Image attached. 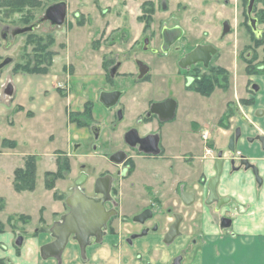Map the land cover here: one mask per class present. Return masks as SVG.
<instances>
[{
  "label": "rangeland",
  "instance_id": "1",
  "mask_svg": "<svg viewBox=\"0 0 264 264\" xmlns=\"http://www.w3.org/2000/svg\"><path fill=\"white\" fill-rule=\"evenodd\" d=\"M54 1L56 0H40V6L31 9L23 8L19 12L10 9L4 13V9L0 10V192L6 197L0 198V217L3 221L7 216L15 220L17 213L13 214V212H17L20 207L28 211L30 215L37 217L39 213L43 212V208L40 207L46 206L50 210L53 200H57L55 195H53L54 199L51 196V191L56 188V182H59L58 188L69 194L70 186L81 171H88L90 174L85 185L86 189H83L86 195L90 194L93 180L101 168L105 169L106 167L104 157L88 160L87 157H73L72 151L69 155L72 156L71 160L68 159V155L61 157L58 155L60 151L67 150L64 138L69 140L75 138L76 141L72 145H76V149L80 146L82 152H78L79 154L96 152L100 148V145H97L95 141L96 137L90 136L86 142L83 141L82 135L87 129L77 125L73 117L77 115L81 119L84 105L93 104V101L98 99L99 91L111 88L102 80L104 73V69L101 68L102 59L104 61L109 55L117 57V60L123 63L120 72H129L130 70L136 72L131 62L134 56H136L135 58L141 56L139 59L150 61L148 52H142L144 36L148 35L149 37L148 32L153 31L154 34L147 43L149 47L157 48L160 43L159 33L164 24L167 26L184 24V21L189 19L192 30L195 31L197 28V35L201 33L202 29H208L218 36L222 20H228L233 31L244 29L241 26L243 22L240 27H238V23L243 19L240 17L244 14L246 0H153V3L152 0H116L115 3L114 0H64L68 5V12L63 26H51L46 21L35 27L32 32L19 31L27 23H35L42 17L47 6ZM145 2L154 5L152 22L148 29H143L144 23L139 21ZM162 3L166 5L165 8H163L164 5L161 7ZM75 10L80 12L78 18L74 17ZM199 13L204 15L200 21L203 26H199L200 23H194ZM206 19L209 24L206 23ZM241 29L238 37L243 39V43L248 42V34ZM48 35V39L53 40V43L47 47L54 51L51 65L47 66L46 72L43 73L23 70L36 65L34 55L38 52L37 38L43 39V44H45L44 38ZM48 39H46V44ZM130 46L134 48L129 49ZM188 47L189 45L186 48ZM157 58L159 57L156 55L153 60L157 62L154 65V74L150 81L152 87L149 90L141 93L137 88H133L135 84L131 83V79L128 78L122 79L119 88L125 95L129 94L131 97L138 95L139 101L173 99L177 103V117L166 127L167 141L172 156H187L189 151L193 152L189 145L194 147L199 142L202 143L200 131L203 126L200 121L215 120L218 114L222 113L226 99L220 90L206 98L186 91L183 76L172 75L170 65L165 60ZM124 65L127 71L123 70ZM100 81H103L102 84H99ZM50 99L52 101H49ZM122 99L123 97L120 102L123 104ZM48 101L55 103L54 108L47 107ZM59 106L64 108V112L58 108ZM31 108L33 112L28 110ZM19 110L20 113H18ZM64 114L67 117L65 119ZM85 120L84 117L82 122ZM192 120L198 121L199 126L190 124ZM128 122L129 120L122 114V117L117 116L114 126H119L121 131L132 124ZM67 123L68 125L71 123L72 126L65 127ZM88 123L91 121L88 120ZM209 127L211 128V126ZM87 134L90 135L89 130H87ZM210 140H212V135ZM121 147L124 146L121 145ZM101 149L106 153L109 149L113 151L116 147L112 143H106ZM194 152L196 151L194 150ZM29 156L34 158L36 173L34 188L20 191L25 193L16 196V193L20 192L12 187L14 177L11 183L8 176L11 179L14 174L13 170L24 168ZM57 157L61 160L66 158L69 161L70 168L65 172V178L52 176L56 172V170L51 171L52 167H55V162L58 167ZM124 167L126 166L122 165V168ZM108 168L114 172L118 166H108ZM72 170L73 175L71 174ZM46 175L48 181H54L51 188L46 186ZM150 177L151 175L141 178L137 182L138 195L148 196V192L143 189V186L148 183H156L164 193L167 191V188L163 186L164 181H151ZM58 191L55 192L57 196ZM5 204L9 208H6ZM155 204H153V210L158 213L159 210ZM45 216L48 219L51 214L48 212ZM57 216L52 215V219ZM5 227H7V223H5ZM132 227H134L132 224L127 225L126 221H122L116 227L117 236L111 237L109 244L116 240L115 237L124 244V238L130 233L127 230ZM180 230L182 233H186L184 229ZM150 235L153 233L151 232ZM190 240L184 246L182 253L176 255L180 259L183 254L193 257L192 251L196 253L198 243H192ZM170 246L172 244L165 245L166 248L160 246V250H149L144 253V257L140 253L139 257L135 256L132 259L131 249H120L116 244V249L114 246L109 247L107 252L103 253V258L98 257L92 264H170L176 257L170 253ZM139 247L142 250L147 249L149 245L146 242ZM168 254H171L170 258L167 256Z\"/></svg>",
  "mask_w": 264,
  "mask_h": 264
},
{
  "label": "flooded vegetation",
  "instance_id": "2",
  "mask_svg": "<svg viewBox=\"0 0 264 264\" xmlns=\"http://www.w3.org/2000/svg\"><path fill=\"white\" fill-rule=\"evenodd\" d=\"M163 5L164 3L162 6ZM249 5L250 0H246L244 3V14L240 17V19H243L240 21V23H238V27H240V24L243 22L241 26H243L244 29H240L244 33L248 34V42L243 43V39L238 37L240 29L233 31L232 25L228 20L221 21V29L219 30V35L217 36L208 29H202L201 33L197 35V28H195V31H193L190 27L191 20L188 19V21H184V24H169L170 26L164 24L161 27L159 33L160 43L158 44L157 48L151 46L149 47L147 43L154 34V32L150 30L148 32L150 34L149 37L148 35L144 36V46L142 48V52H148L150 61L139 59L141 56L139 58H135L136 56H134L131 61L136 70L134 73L120 72V68L123 63L117 60V57L109 55L106 58L104 57L105 60L103 61L102 59L101 62V68L104 69L102 80L106 82L111 88L107 90H101L100 92L116 90L120 91V96L116 104L109 108H105L99 102L100 92L97 99L98 103L105 111L112 113L114 122L117 120V116L122 117V114L124 115L125 109V105L120 102V99L124 97L125 93H123V90L119 88V80L121 78H128L131 79V82L135 85L141 82L150 81L152 78L151 71L154 69V65L157 62L153 61L156 55L159 57L157 58L158 60H165L170 65V71L172 75L183 76V80L185 81L184 89L186 91L201 95L205 98L212 96V93L215 91H221V94H223L226 100L224 101V110L220 114L219 120L217 122V128L227 131L225 145L221 148L215 147V140L213 136L212 140H210L211 135L209 130L201 129L200 131V137L205 148L203 157H201L200 160L203 162L205 168L208 165L207 167L209 169V174H203L201 177H199L197 185L194 187L195 190L187 189L186 184L182 181H177L175 183H170V181L163 182V186L167 188V194H169L171 186V192L173 191L176 195L180 196V199L184 205L186 204L181 198V192L193 193L195 197L194 202L197 195H199L206 206L208 205L209 207L214 208V212L218 214L222 213V216H219L218 220L220 226L222 218H228L232 223V211L234 207H236L233 205L234 203L230 197L220 196L218 193L217 187L222 178L225 166H227L229 169V176H232L234 173L240 171L249 172L253 179L258 183L256 175L253 174V170H255L257 177L260 179V183L258 184H262L263 182L261 166L259 163L264 159L260 160V158H252L247 153L238 150L239 143L244 141V143L249 147L258 145L260 150L264 152V99H260V96L264 94V86L260 83L261 79L264 78V0H253L250 9H248ZM165 7L166 5H164L163 8ZM202 18H204V15L199 13L194 23H200ZM206 23L209 24L207 19ZM199 26H203V23H200ZM175 27H179L181 29L180 37L175 42L170 44L165 51L162 50L163 29H172ZM144 28L145 25L143 29ZM146 29H148V27ZM188 45L189 47L186 48ZM199 46H210L207 49L208 53L202 55V58L206 60H198L190 64H182V59H184L188 53ZM128 48L133 49L134 47L130 46ZM136 51L138 50L136 49ZM211 51L214 52L211 53ZM141 69L144 71L142 76H140ZM209 83L214 85L213 90L209 94L205 95L195 90L196 85H208ZM225 95H227V97H225ZM166 100L172 101L174 103L173 117L169 120L161 121L156 114L151 112L150 107L153 103H159ZM89 107L91 108L90 117H86L87 119L84 121L85 124L82 125L81 128L86 127V129L89 130L91 136L94 137V133L98 131L99 126L97 123H95V121H92L94 119L92 116L94 105L89 104ZM176 117L177 103L173 99L166 98L160 101H151L147 107V110L139 117L138 123L135 124V126L129 128L127 131L130 129H136L138 136L141 138H144L148 135H155L158 153L151 154L139 151L137 147L129 146L124 141L123 136V143L121 145L124 147H119L118 149L112 151V153L105 155L106 167L105 169L101 168V170L98 172L97 177L92 182V190L90 191V194L87 195L96 199L101 198V194L94 193L96 179L105 175H110L112 177L110 200L105 202L104 207L107 211H114V213L109 217L106 223V228L102 229L103 232L101 240L99 242H95V237L91 236L87 239V245L85 248L82 249L74 239V236L71 235L59 259L55 257L44 258L41 253V248L44 245L42 244L39 246L37 259L34 264H42L48 261H50L48 262L49 264H64L63 254L70 245L69 242L71 241L74 247H76V250H74L76 260L73 261V263L71 262V264H92L93 261L91 253L95 252L98 247H100L103 242H105L107 237H109L107 239H110L111 237L117 236L116 227L123 221L122 216L119 215V199L116 185H118L119 181L125 178L127 173H129L132 165L131 162H133L131 158L133 155H143L144 157L151 159H172V162L179 159L180 161L185 162L194 160L197 157L196 154L191 151L187 153V156H172L171 153H168L170 150L165 148L162 139L163 128L166 126V124L168 125L170 122H174ZM88 120L91 121V123H88ZM117 123L119 122L117 121ZM148 124L151 126L146 128L145 125ZM190 124L198 125L197 121H192ZM112 126L115 127L114 123ZM149 144L151 145V143ZM146 146L148 147V145H145V147ZM251 149L252 148H249V150ZM117 151H124L126 153L124 161L119 164L110 161V156ZM262 163H264V161ZM216 164L217 166L221 164L220 174L218 176V184L216 186L217 199H215L213 202H208L210 193L208 187L209 182L211 179L217 176ZM120 165H126V167L119 169L117 168V170L114 172H111L108 168V166L116 167ZM262 170L264 171V169ZM124 172H126V174ZM82 173L86 175V181L84 182L82 189H86L85 185L90 175L88 174V171L79 172L76 175L75 180ZM74 182L70 186V192L66 197L59 196L61 201H63L66 206L65 212L53 219L48 227L45 225L46 223L43 219V212L39 213V220L36 223L37 225L31 228V232H29L26 228L27 225L31 226L30 223L32 222V217L30 215L19 213L16 214L17 216L15 220L11 219L10 216H7L4 222L0 220V251L2 253V256H0V264H15L7 255L8 251L10 248L14 249V255L18 257L28 238L36 239L39 234L45 232L50 236V240L45 244H48L54 240L50 229L54 223L60 221L61 217L69 212V208L65 203V199L72 193ZM144 188L148 193L153 192L149 186H145ZM218 203L220 205H218ZM146 210L150 211L151 216L143 221L133 220L136 216L142 214ZM171 210V206L166 207L163 216L170 213ZM176 214L182 217V223L183 215L178 211H174L169 227L174 222V217ZM156 216L157 214L153 210V203H150L148 206H144L140 211H138L136 215L132 216L130 218V222L132 224L139 225L140 229L139 231L128 233L127 237L124 238V244L127 246H133L134 242L148 237L151 232H159L161 229V221L156 220ZM5 223H7V227H5ZM181 223L179 225V230ZM165 234L166 233H164V235ZM132 235L135 236L131 238ZM115 238L116 241L119 240L117 237ZM115 244L120 247L122 241L119 240ZM114 249H116L115 246ZM175 261H178L180 264V258L178 256L174 257L170 264H174Z\"/></svg>",
  "mask_w": 264,
  "mask_h": 264
},
{
  "label": "crops",
  "instance_id": "3",
  "mask_svg": "<svg viewBox=\"0 0 264 264\" xmlns=\"http://www.w3.org/2000/svg\"><path fill=\"white\" fill-rule=\"evenodd\" d=\"M115 1L116 0H114V3ZM59 2H63L65 4L66 16L62 24L63 26L65 24L67 12H68V5L66 1L56 0L50 5ZM79 13L80 12L75 10L74 17L78 18L80 15ZM122 68L124 71H127L125 65ZM153 70L151 71L152 77L154 74ZM129 72L134 73L131 70ZM119 81L121 82L122 78ZM150 81L138 83L134 85L133 88H137L138 91L143 93L152 87ZM102 82L103 81H100L99 84H102ZM260 83L264 86V78L261 79ZM11 88H12V84H11ZM260 99L261 100L264 99V94L260 96ZM49 101L52 100L50 99ZM49 101L47 107L54 108L55 103ZM151 101H153V99H146L143 101H139L138 95L136 97H131L129 96V94L125 95L122 99V102L125 105L123 116L124 118H127L129 120L128 123H132V124L128 125L126 129L121 131L119 130L120 128L119 126L118 127L112 126L114 123L112 113H108V111H105L103 107L98 103V101H93L94 110H92L93 112L92 116L95 119V123H97V125L99 126L98 131L94 133V137H96L95 141L97 145L98 144L100 145V148L99 149L97 148L98 151L96 152H85L79 154L78 152H82L80 150V146H78V149H76L77 148L76 145H72V143L76 141L75 138L71 140H69L68 138H64L65 143L67 145V150L60 151L58 157L68 155V159L70 158V160L72 159V156L87 157L88 160L89 159L97 160V158H102V157H104L105 159V155L109 152L112 153V150L109 149L105 153L102 152L101 148L106 143H112V145L114 144V147H116V149H118L119 144L121 147V144L123 143L124 134L129 128L135 126V124L138 123L139 117L147 110V107ZM19 105L24 106L20 103ZM58 108L61 109L62 112H64V108H62L61 106H59ZM28 110L32 111L33 109L31 108ZM44 110L46 111V107ZM20 112L21 111L19 110L18 113ZM63 117L64 119L67 118L66 114H64ZM219 117L220 114H218L215 120H209V122L204 120L200 121L201 125L203 126L202 129H208L210 135L213 136L215 140L214 146L217 148H221L225 145L226 134H227V131L217 128V122L219 120ZM168 125L166 124V126L163 128L162 139L165 148L167 150H170V148H168L170 146L167 141L168 134L166 132V127ZM68 126L71 127L72 124L71 123H69V125L68 123L65 124V127ZM145 126L146 128H149L151 125L148 124ZM209 126H211V128ZM185 132L189 134L187 130H185ZM82 136L84 138L83 141L86 142L87 139H90L91 134L88 135L86 130L84 131V135ZM69 137L71 136L69 135ZM80 138L81 136L78 137V141ZM189 147L191 150H193V153L196 154L197 157L194 160L185 161V162L180 161V159L175 160L174 162H172V159L171 160L169 159L164 160L161 158L151 159L148 157H144L143 155H137V156L133 155L131 157L133 162H131L132 165L129 173H127L126 177L121 179L119 181L118 186H116V188L118 189L119 215L122 216V220L126 221L127 225L132 224L130 222V218L132 216L136 215L138 211H140L144 206H148L150 203L153 204L156 203L155 204L156 208H158L159 210L158 213L155 212L157 214L156 220L161 221V229L159 230V232L153 233V235H149L146 238L137 240L136 242H134L133 246L120 244L121 245L120 249H124V250L131 249V251L133 252L131 258L133 259V257L135 256L139 257L140 253L142 254V257H144V253L148 252L149 250H153V249L160 250L159 249L160 246L165 247V245L169 246L172 244V246H170L171 247L170 253L176 256L182 253L184 246L187 245L188 240L191 239L190 242L195 244L196 242L198 243V248L196 249V253H193L192 251L193 257H190L191 255L189 254L188 255L183 254L182 258L180 259V264H186V263L187 264H264V171L262 170L264 169V163H262L264 160L259 163V165L261 166V174L263 178L262 184H258L253 179V177L250 175L249 172L240 171L234 173L232 176H229L228 175L229 169L227 166H225L222 178L217 188L220 196L230 197L234 203L233 205L236 206L232 211L233 218H232V223L230 224L229 227L220 226L218 220H219V216H222V213L218 214L214 212V208L209 207L208 205L206 206L202 198L199 197V195H197L196 200L193 204L184 205L180 199V196L176 195L174 192L171 193V188H172L171 186H170V192L169 194H167V192L164 193L159 187H157L158 184L156 185V183L155 184L148 183L143 186L144 190H145L144 188L145 186H149L153 190L152 193H148L147 197L137 194V190H138L137 182L141 178H147L150 175L151 177L149 180L151 181L162 180L165 182L170 181V183L182 181L186 184L187 189L195 190L194 187L195 185H197V181L199 177H201L203 174L205 175L209 174L208 171L209 169L207 167L208 165L205 168L203 162H201L200 160V158L203 157L205 151L204 143L199 142L197 146L191 147L189 145ZM249 148L252 149L249 150ZM194 150L196 152H194ZM238 150L247 153L252 158H257V159L260 158V160L264 159V152L260 150V147L258 145H253L252 147H249L244 143V141H241L238 145ZM71 151L73 155L70 157L69 155ZM97 155L98 157H96ZM58 157L56 158V160L58 159ZM118 168H122V165L118 166ZM55 170H57L56 162H55V167H52L51 171H55ZM124 173L126 174V172ZM71 174L72 175L74 174L73 170ZM9 177L10 176H8V179L12 183L14 174H12L11 179ZM149 180H144V181H149ZM58 187H59V182H56V188L54 189V191H51L52 198L54 199L53 195H55V198L57 199L56 201L55 199L53 200L51 209L48 210L46 206L40 207L43 208V213H42L43 219L47 227L53 221L52 215H61L66 210L65 204L63 201H61L59 196L66 197L68 194ZM56 191H58L57 192L58 196L55 194ZM22 193L25 192L16 193V196H20ZM4 197L5 195L0 192V198H4ZM169 206H171L172 208L171 212L163 216L165 208ZM5 207L9 208L7 204H5ZM174 211H178L180 214L183 215V221L181 223L180 229H184L186 233H182V231L180 230L178 237H176L172 243L166 244L163 242V236L164 233H166L170 222L172 221V215ZM48 212L51 214V217L46 219L47 215L45 216V214ZM16 213L17 214L24 213L30 215L28 211L24 210L21 207L18 208L17 212H13V214ZM30 216L32 217V222L30 223L31 226L30 225L26 226L29 232H31V228L37 225L36 223L39 220V216L38 217L33 215ZM0 220L4 222L1 219V217ZM132 226L134 227L130 228V230H127L128 232L139 231L140 229L139 225L132 224ZM135 227L138 229H136ZM107 238L105 239V242H103V244L100 247H98V249L95 252L91 253L92 261H95L98 257L103 258L104 255L103 253L107 252V249L109 247L112 248L113 246H115L116 245L115 243L119 241V240L117 241L113 240L114 243L112 241V244H109L110 240ZM49 240H50L49 234L43 232L39 234V236L36 239L28 238L25 245L21 249L18 257L14 255V249L12 248H10L7 255L15 264H34V262H36L37 259L39 246L47 243ZM146 242L148 243L149 247L147 249L141 250L139 245ZM69 244L70 245L67 247V249L63 254L64 264H71V262L73 263V261L76 260L75 251H74L76 250L75 249L76 247H74L73 243H69ZM171 254H168L167 256L170 258ZM0 256H2L1 251H0ZM48 262L42 264H49Z\"/></svg>",
  "mask_w": 264,
  "mask_h": 264
},
{
  "label": "water",
  "instance_id": "4",
  "mask_svg": "<svg viewBox=\"0 0 264 264\" xmlns=\"http://www.w3.org/2000/svg\"><path fill=\"white\" fill-rule=\"evenodd\" d=\"M253 0H250V6ZM249 12V11H248ZM66 16L65 4L63 2L55 3L48 6L42 17H40L35 23L20 29V32H32L35 27H38L41 23L48 21L51 26L62 25ZM226 30V29H225ZM181 35V29L164 28L162 31L163 46L162 50H166L170 44L175 42ZM210 46H199L193 51L188 53L182 64H190L198 60H206L202 58L203 54L208 53L207 49ZM214 51H211L213 53ZM144 65V64H143ZM144 74L143 69L140 70V76ZM120 91H102L99 94V102L105 107L109 108L116 104L119 99ZM151 112L156 114L161 121L169 120L173 117L174 103L172 101H163L159 103H153L150 107ZM124 141L131 147H137L139 151L144 153L157 154L158 147L155 135H148L144 138L138 136L136 129H130L124 134ZM151 143V145L149 144ZM145 145H148V147ZM231 148V147H230ZM126 153L124 151H117L110 156V161L119 164L124 161ZM219 161V160H218ZM221 164L217 166V176L209 182V199L208 202H213L217 199L216 186L218 184V176L220 174ZM253 174L256 175L258 183L260 179L257 177V173L253 170ZM86 181V175L84 173L75 180L72 193L65 199V203L69 208V212L61 217L60 221L53 224L50 231L54 240L48 244H44L41 248V253L44 258L55 257L60 258L62 251L67 245L68 239L71 235L80 245L82 249L87 245V239L91 236L95 237V242H99L102 236V229L106 228V223L109 217L114 211H107L104 207L106 201L110 200V188L112 177L105 175L99 177L95 181V194H101L99 199L87 196L82 186ZM181 198L186 205H190L194 202V194L189 192H181ZM218 205H220L218 203ZM217 205V206H218ZM219 208V207H218ZM151 216L150 211L146 210L142 214L136 216L134 221H143ZM174 222L170 225L168 231L164 235L163 242L170 244L179 235V225L182 217L178 214L175 215ZM231 224V220L228 218L221 219V226L228 227ZM135 235H132L133 238ZM174 264H179L175 261Z\"/></svg>",
  "mask_w": 264,
  "mask_h": 264
},
{
  "label": "trees",
  "instance_id": "5",
  "mask_svg": "<svg viewBox=\"0 0 264 264\" xmlns=\"http://www.w3.org/2000/svg\"><path fill=\"white\" fill-rule=\"evenodd\" d=\"M41 2L40 0H0V10L4 9L5 11H22L23 8H34L37 6H40ZM144 7H142V15L139 17V21L143 22L145 25V28L149 26V24L152 22V16L154 13V6L150 2H145ZM26 23V21H25ZM32 23H27L26 26L31 25ZM25 26V27H26ZM48 36H45V44H43V39L40 37L37 38L38 43H37V49L38 52L35 53L34 55V60L36 62V65L32 66L30 69H26L24 67L23 70L28 71V72H46L45 68L49 65H51L52 58L54 56V51L51 49L47 48L53 43V40L49 38ZM46 39H48L47 44H46ZM44 65L45 67L42 68L41 66ZM214 85L209 83L208 85L203 84V85H196L195 90L199 91L202 94H209L213 90ZM91 114V108L89 107V104L84 105V111L82 113L83 117L81 119L78 118V116H74L73 119L74 122H76L77 125H84L85 123L82 122L83 118L85 117H90ZM87 119V118H86ZM5 144V143H4ZM57 170L54 174H52L53 177H59V178H65L64 173L69 171L70 165L69 161L66 158H63L61 160L60 158L57 159ZM35 165H34V158L29 156L25 162V167L24 168H17L14 171V180H13V187L16 191H25V190H32L34 188V181H35ZM46 175V186L48 188L53 187L54 181H48Z\"/></svg>",
  "mask_w": 264,
  "mask_h": 264
},
{
  "label": "built area",
  "instance_id": "6",
  "mask_svg": "<svg viewBox=\"0 0 264 264\" xmlns=\"http://www.w3.org/2000/svg\"><path fill=\"white\" fill-rule=\"evenodd\" d=\"M204 137H205V135H204Z\"/></svg>",
  "mask_w": 264,
  "mask_h": 264
}]
</instances>
